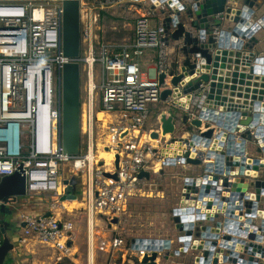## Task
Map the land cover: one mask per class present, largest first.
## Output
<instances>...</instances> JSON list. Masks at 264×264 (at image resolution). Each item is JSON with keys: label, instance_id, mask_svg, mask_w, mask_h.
<instances>
[{"label": "built area", "instance_id": "obj_1", "mask_svg": "<svg viewBox=\"0 0 264 264\" xmlns=\"http://www.w3.org/2000/svg\"><path fill=\"white\" fill-rule=\"evenodd\" d=\"M123 2L131 3L130 7L141 2L144 10L137 9L132 40L113 48L101 39V11ZM180 2L192 4V0ZM152 4V0H80L81 53L78 60L85 73L81 81V141L80 153L68 155L62 145V70L71 59L63 49L62 0H0V177L20 170L25 175V195L55 194L56 200L47 213L21 210L19 235L55 248L59 252L58 259L71 253L76 231L74 221L57 211L59 204L66 212L72 211L68 208L70 200H62L67 193L65 181L73 183L63 176L64 167L68 166L69 175L79 176L83 184L81 199L77 195L76 200L86 214L88 264L94 262V250L108 254L111 263L121 254L122 264L131 262L133 257L142 264L144 256L152 252L132 248L118 231L132 199L164 195L163 191L153 188L152 177L164 166H169L168 159H175V165L182 167L195 166L185 162V152L189 151V158L193 159L204 150L203 147H187L178 138L181 145L176 146V141L172 143L171 138H164L162 123L160 128H147L150 105L162 101L182 110L192 133L208 128V122L199 116L200 110L207 106L206 87L193 93L188 107L177 104L173 94L162 99L165 88L174 91L171 78L179 70L178 67L168 68L166 54L167 40L175 27L161 30L164 19L153 27ZM157 7L164 9L165 4ZM147 50L157 52V70H142L141 57ZM97 65L98 82L95 81ZM161 74H166L162 83L158 77ZM162 115L167 116L166 111H162ZM196 119L202 121L200 127L193 125ZM190 130H187L188 138L192 134ZM154 132L158 133L157 137L153 136ZM23 133L29 135L28 143L22 141ZM82 145L86 147L84 152ZM255 145L264 148V141L256 139ZM101 150L113 155L108 164L100 157ZM250 154L245 151L247 157ZM259 158L264 161L263 152ZM263 170L264 167H260L258 174L250 175L251 178L260 179ZM142 172L149 173V177L141 176ZM202 173L190 176L201 177ZM231 174L232 177L237 175L238 168ZM186 177L189 176L184 177L179 206L197 204V200L193 203L185 196L192 194L191 186L185 184ZM18 198L9 196L0 200V245L4 236L1 207L17 203ZM254 198L253 192L251 199ZM263 198L264 194L259 202L262 209ZM250 217L252 224H260L261 217L257 214ZM98 221L106 228L110 226L113 233L107 234ZM238 253L243 258L251 255L243 251ZM196 256L201 260L196 261ZM195 258L189 264H214L204 260L202 252ZM161 260V256L157 258V264ZM260 260L259 264H264V258ZM163 264L172 263L165 261Z\"/></svg>", "mask_w": 264, "mask_h": 264}, {"label": "water", "instance_id": "obj_2", "mask_svg": "<svg viewBox=\"0 0 264 264\" xmlns=\"http://www.w3.org/2000/svg\"><path fill=\"white\" fill-rule=\"evenodd\" d=\"M152 1V8L165 4L161 30L175 27L170 37L182 40L179 51L184 56L177 65L179 70L171 78L174 91L165 88L162 99L173 94L179 105L188 107L193 93L206 87L207 106L200 110L199 116L208 122V128L199 133L191 132L189 138H178L187 147L204 148L193 159L189 158V151L184 154L185 162L201 166L203 173L201 177L185 179L192 192L185 196L193 203L197 200L196 206H179L173 211L178 248L173 249L170 238H133L131 246L152 252L144 256L142 264H157L160 256L168 259L172 250L176 255L189 250L196 254L202 252L204 260L214 264H259L264 258V209L259 207L264 180L251 178L250 170L254 167L257 175L260 167H264L259 158L264 148H257L256 156L251 153L247 157L245 151L251 148L252 139L264 141V51L256 50L264 41V15L252 20L264 0H192V4L180 0ZM62 4L63 49L71 59L62 70V145L68 155H78L81 141L80 0H62ZM185 11L188 19L182 20ZM165 76L159 75L161 83ZM182 121L186 122V115L182 116ZM161 122L163 133L172 134L173 116L162 115ZM193 125L200 127L202 121L196 119ZM153 136L157 137L158 133L154 132ZM173 140L176 139L171 138V142ZM166 164L175 165V159H168ZM236 168L238 174L232 177ZM141 176L149 177V173L142 172ZM65 182L67 193L62 200L77 199L73 183ZM25 194V175L20 170L0 178V200ZM255 214L261 217L259 225L252 224L250 216ZM3 232L0 264L14 246L5 229ZM240 251L251 255L240 257ZM200 258L196 256L195 260Z\"/></svg>", "mask_w": 264, "mask_h": 264}, {"label": "rangeland", "instance_id": "obj_3", "mask_svg": "<svg viewBox=\"0 0 264 264\" xmlns=\"http://www.w3.org/2000/svg\"><path fill=\"white\" fill-rule=\"evenodd\" d=\"M259 11H256L255 17L262 14L261 11H264V4H261V6H258ZM115 20L120 21L122 24L121 29L117 28H111L112 33H121V34H129L132 32V25L133 20L129 17H119L115 16ZM113 21L110 19V22ZM152 25H155L154 22H152ZM112 26V25H111ZM105 28V27H104ZM107 37H109L106 34ZM147 53H145L142 57H145ZM100 75L99 66H96L95 70V77L96 82L99 81L98 77ZM85 79V73L81 71V81L83 82ZM162 111H166L167 116L172 115L173 116V122L175 124V129L172 134H170L168 137L164 138H180V137H187V129L189 127L181 126V117L180 115L183 114L182 110L178 107L169 105L167 102H160L158 104H151L150 105V115L147 122V128L150 129H157L160 128V124L162 123ZM189 130V129H188ZM192 132V129L190 130V133ZM163 138V140H164ZM162 140V141H163ZM22 141L24 143L29 142V135L27 133L22 134ZM85 145L81 146L82 152L85 151ZM257 147L255 145V140L252 139L251 141V148H249V152L252 153V155L256 156ZM102 151V150H101ZM100 151V152H101ZM101 157V156H100ZM105 158V157H101ZM112 155L106 160L111 159ZM109 161V160H108ZM189 169L187 167H182L180 165H169L164 166L163 169H161L160 173L154 175L151 179V183H153V188L159 191H163L164 195L161 196H154V197H138L132 199L128 212L125 214V216L122 218V221L120 225L118 226V231L122 233L123 237L125 238L127 244L129 245L131 243V240L133 238H175L178 230L175 227L174 220H173V211L175 208L179 207L180 200H181V191L182 186L184 183V177L188 175H193V173H190ZM195 175V174H194ZM63 176L66 178H70L73 181V186L75 188L76 194L78 195L79 199H81V192L83 188V184L81 182V179L79 176H71L68 172V166L64 167ZM260 177L264 179V170L261 172ZM1 178V177H0ZM30 195H22L19 196L20 199H27ZM48 203L52 201L51 196L47 199ZM70 202V201H69ZM69 204L67 203V206ZM74 205V206H73ZM70 205L68 208L72 210L70 212V215L64 208L60 207L59 211L63 212L65 214V217H70L75 225L77 234L80 232L84 238V244L87 251V221L85 222L86 214L84 210L81 209V204H73ZM264 205V203H263ZM72 206V207H71ZM58 210V209H57ZM107 234H112V228L105 227L104 223H101ZM19 228V227H18ZM191 252L190 254H186L184 261L181 263L189 264L193 262V256L196 255L194 250H189ZM173 253V254H171ZM170 256H174L173 250L171 251ZM130 257V255H127V259ZM115 260H112L113 264H122L121 260V254L115 256ZM166 260V259H164ZM132 261L134 264H138L135 257H133ZM165 262V261H164ZM163 262V263H164ZM109 263V261L107 262ZM167 263L176 264L173 262V260H168ZM97 264H106V256L99 255L97 258ZM124 264H132L128 261H125Z\"/></svg>", "mask_w": 264, "mask_h": 264}, {"label": "crops", "instance_id": "obj_4", "mask_svg": "<svg viewBox=\"0 0 264 264\" xmlns=\"http://www.w3.org/2000/svg\"><path fill=\"white\" fill-rule=\"evenodd\" d=\"M143 1V0H141ZM129 2H123L114 4L112 6H109L108 8H105L101 11V24H102V31H101V39L103 42L108 43L113 48H118L122 44H125L126 42H129L132 40L134 35V19L138 15L137 9L139 11H143V4L141 2H135L133 4V7ZM261 6V5H260ZM257 12L259 11V8L257 7ZM262 14L259 16H256V18L252 17V20L255 21L262 15H264V11H261ZM115 16L119 17H129L133 20L132 25V32L129 34H121V33H112L111 28H122V24L120 21L115 20ZM164 12H162L161 7H154L153 10V16L151 18V25L152 22L155 23V25H152L153 27H156L163 19H164ZM188 12L186 14L185 12H182L181 19L186 20L188 19ZM110 19L113 20L110 22ZM164 22V21H163ZM112 25V26H111ZM226 24L225 26H227ZM187 28L188 25H186ZM105 27V28H104ZM106 34L109 36L107 37ZM182 43V40L175 41L171 37L168 38V43L166 46V54H167V64L168 68L175 69L183 59V54L179 51V46ZM256 50L264 51V41L260 42ZM145 53V57H141V68L144 72H147L151 69L157 70L158 66V55L157 52L154 50H147ZM144 53V54H145ZM143 54V55H144ZM156 77V76H155ZM159 77V75H158ZM166 102V101H162ZM183 114L180 115L181 117V126H186V123L183 124L182 121ZM187 134V133H186ZM184 167H187L189 169L190 173L195 174H201L202 173V167L199 165L190 166L186 165ZM190 176V175H188ZM52 198V201L48 203L47 199L48 197ZM56 200V196L52 192H47L39 195H30L27 199H20L18 198V202L14 203L10 206H4V212L2 214V220L4 223V229L5 233L7 234L10 241L13 243V249L8 251L6 254V257L2 264H88L89 261V252L88 247L86 251V247L84 244L83 238L84 236L78 232H75V238L71 244V253L67 256H65L62 259H58L59 252L46 244H41L39 242L34 241L31 238H20L19 232V213L21 210H27L31 213H47L49 209L51 208L52 203ZM60 204L57 207V211H59ZM63 213V216L65 217L64 211L60 212ZM70 215V213H68ZM70 218V217H65ZM71 219V218H70ZM85 222L87 221L86 218ZM99 223H103L102 221H98ZM77 226V224L75 225ZM178 233L175 238H172V246L173 249L178 248L179 242H178ZM191 252H183L178 255L174 254V256H170L168 259L164 260L162 259L160 261V264H163L164 261L168 262V260H173L176 264H182L181 262L184 261V258L186 254H190ZM173 254V253H171ZM94 255V262L93 264H97V258L99 255L106 256V264H113L111 263V260H109V256L106 253L98 252L96 250L93 251ZM195 258V255L193 256V259ZM109 261V263H107ZM194 261V260H193ZM132 262V259H131ZM129 262V263H131ZM125 263V262H124ZM134 264V263H132ZM185 264V263H183Z\"/></svg>", "mask_w": 264, "mask_h": 264}, {"label": "bare ground", "instance_id": "obj_5", "mask_svg": "<svg viewBox=\"0 0 264 264\" xmlns=\"http://www.w3.org/2000/svg\"><path fill=\"white\" fill-rule=\"evenodd\" d=\"M253 18H256L255 17V15H254V17ZM178 100H179V98H177ZM181 102V101H180ZM177 103V102H176ZM178 104V103H177ZM171 133H166V134H164L163 133V136L164 137H168L169 135H170ZM170 140V139H169ZM176 141V142H175ZM172 142H175L174 144L176 145V146H180L181 145V142L178 140V139H176V140H173ZM112 154H111V152L110 151H107V150H102L101 152H100V156L101 157H105V158H103V159H105L106 160V158H108V156L110 157ZM113 156V155H112ZM89 159H90V161L92 162L93 161V154L91 153L90 154V156H89ZM109 161L111 160V159H108ZM108 160H106V162H107V164L109 163V161ZM262 163H264V161H261ZM250 172H251V174H255L256 175V169H254V167L250 170ZM70 205H73V204H77V203H79L76 199H74V200H70V202H68ZM69 205V206H70ZM74 206V205H73ZM72 207V206H71ZM92 264V263H91Z\"/></svg>", "mask_w": 264, "mask_h": 264}, {"label": "trees", "instance_id": "obj_6", "mask_svg": "<svg viewBox=\"0 0 264 264\" xmlns=\"http://www.w3.org/2000/svg\"><path fill=\"white\" fill-rule=\"evenodd\" d=\"M188 129L190 130L191 128H188ZM188 129H187V130H188ZM3 212H4V210H1V215L3 214ZM72 264H74V263H72Z\"/></svg>", "mask_w": 264, "mask_h": 264}]
</instances>
